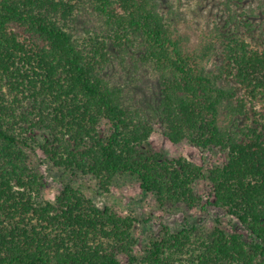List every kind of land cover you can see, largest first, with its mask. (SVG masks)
<instances>
[{"label":"trees","instance_id":"obj_1","mask_svg":"<svg viewBox=\"0 0 264 264\" xmlns=\"http://www.w3.org/2000/svg\"><path fill=\"white\" fill-rule=\"evenodd\" d=\"M204 8L192 44L172 0H0V264H264V0ZM156 131L225 159L168 156ZM38 150L96 194L129 174L163 214L211 206L241 230L162 223L140 242L71 181L43 198Z\"/></svg>","mask_w":264,"mask_h":264},{"label":"rangeland","instance_id":"obj_2","mask_svg":"<svg viewBox=\"0 0 264 264\" xmlns=\"http://www.w3.org/2000/svg\"><path fill=\"white\" fill-rule=\"evenodd\" d=\"M176 7L184 14L185 21L180 24L182 31L191 35V43L195 44L199 32L202 31L208 22V14L204 8V0H172ZM88 17V15H87ZM81 24V21H80ZM83 24V22H82ZM119 71V72H117ZM111 77L117 82H125L129 87L132 86L130 78L127 81V74H122L120 69L110 71ZM145 80L154 82L155 78L145 74ZM145 83H142V85ZM145 87V86H144ZM142 87H136L141 90ZM143 92V91H142ZM149 94V93H147ZM152 148L164 151L168 156L182 155L204 168H209L220 164L225 159L224 151L219 149L201 150L187 143L174 145L169 142L161 133L153 132L150 137ZM43 152L38 150L32 155V161L39 165V169L46 174V185L43 188L42 196L45 199L53 200L61 187L62 181H71L72 185L78 186L87 197L93 198L99 205H107L120 214L131 215L135 217L134 235L141 242L142 239L148 241L159 235L161 224H167L172 228H179L185 223L196 224L204 229H212L215 226L221 227L226 231L233 229L241 230L238 225L233 224L234 219L223 213L221 209L209 207L208 210L195 209L186 219L183 214L177 210L170 214H163L155 201L154 195L145 193L141 190L139 181L136 177L129 174L117 175L110 186L109 191L103 194L97 193L96 181L91 176L70 177L67 174L57 170L46 160L39 163ZM202 187V184L200 185ZM206 188V187H204ZM205 190V189H204ZM139 242V243H140ZM141 246L138 245V248Z\"/></svg>","mask_w":264,"mask_h":264}]
</instances>
